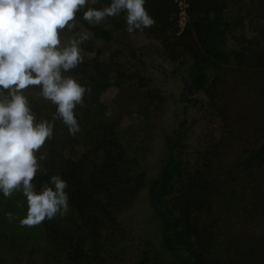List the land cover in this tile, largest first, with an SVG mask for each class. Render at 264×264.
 <instances>
[{
  "label": "trees",
  "instance_id": "trees-1",
  "mask_svg": "<svg viewBox=\"0 0 264 264\" xmlns=\"http://www.w3.org/2000/svg\"><path fill=\"white\" fill-rule=\"evenodd\" d=\"M249 1L255 6L252 0ZM110 2L97 0L93 7L99 9L109 6ZM183 4L186 5V26L181 30L179 19ZM88 7L86 5L77 13L76 27L67 30L68 38L77 36L81 30L88 31L90 37L81 45L82 49L91 53L96 41H102L103 51L111 60H101L98 51L94 58L72 70L73 76L91 90L82 106L89 114L80 120H93L85 125H91V130L82 132L83 135L87 133L86 139L92 141L93 148L87 150L79 162L65 158L57 162L59 174L69 185L65 191L69 193L70 214L67 216L70 219L66 223L72 225L77 219L81 225L76 232L67 230V225L59 230L55 225L43 227L47 241H54L53 244L71 262H82L91 257L94 260L101 255L103 225L116 222L110 208L117 205L118 196L127 199L131 188L134 192L137 187H145L146 179L136 172L122 141L123 133L114 124L99 118L103 113L97 108L99 95L111 87L132 84L143 91L152 87L153 90L145 93L147 103L143 111L151 126L154 115L161 123L168 106L166 91L161 87L163 79L155 83L154 78L147 75L144 59L133 51L132 62L123 65L120 60L124 50L114 51V45L123 46L118 40L130 36L126 31V13L106 17L100 24H89L82 19L83 11ZM145 8L155 19V24L142 31L162 58L163 74L178 81L183 92L180 100H184L181 117L177 118L173 133L166 137V162L148 191L149 204L160 219L163 246L169 254V259L160 258L157 264H264V236L248 238L241 229L264 216V143L247 151L238 163L237 171L222 172L221 168H215L209 151L197 149L199 152L190 157L187 141L190 108H196V113L200 114L224 109L218 100L221 93L217 90L224 67L233 66L240 75L260 84L258 87L264 95V26L252 29L255 36L247 39L243 21L239 19V34L235 35V22L227 13L229 7L225 0H146ZM190 94H196L195 98H189ZM27 98L35 117H39L42 103ZM52 106L55 112L56 106ZM239 172L244 176L240 181L249 199L239 197L237 205L235 188L238 186L235 187V183L239 180ZM50 175L44 172L36 175L33 180L36 191L47 183ZM218 209L224 214L239 210V237L230 238L227 245L214 231L216 220L212 215ZM59 222H56L57 226ZM89 252H93L92 256H88ZM55 257L57 261L58 255ZM136 264L154 263L149 254L143 252Z\"/></svg>",
  "mask_w": 264,
  "mask_h": 264
},
{
  "label": "rangeland",
  "instance_id": "rangeland-1",
  "mask_svg": "<svg viewBox=\"0 0 264 264\" xmlns=\"http://www.w3.org/2000/svg\"><path fill=\"white\" fill-rule=\"evenodd\" d=\"M225 1L229 7L227 13L235 22L233 24V28H236L235 35L239 34V19L243 21L242 26L247 39L255 36L252 29L264 26V2L261 0H252L255 6L250 4L249 0ZM88 6L93 7V4ZM248 23L251 25L246 26ZM67 30H61L62 43L69 40ZM86 32L88 33V31ZM88 34L90 37V33ZM118 42H122L123 46L114 45V51L118 48L124 50V56L120 60L121 64L129 65L132 62L131 53L136 51L135 54L141 56L146 62L147 75L152 76L155 83L163 79L161 87L164 88L167 95V111L161 119V123H158L154 115L152 126L147 122L146 116H143L147 103L145 93L153 90L152 87L144 91L139 89V86L132 84L122 88L111 87L99 95L100 102L97 108H99V112L103 111L99 118H102L106 123L114 124L115 128L123 133L121 134L122 141L128 150L129 158L136 166V172L144 175L145 187L142 189L137 187L134 192L131 188L132 192L128 195L129 197L127 196V199L124 196H118L117 205L110 208L116 222L114 224L108 222L103 225L101 255L94 260H92L93 257L83 259L82 262L79 260L71 262L66 255L60 252L56 244H53L54 241L48 242L45 238L46 232L43 227L55 225L57 230L63 226L65 228L67 220L70 219L67 216L70 214V210L64 215L57 214L52 220L46 219L34 227H21L19 220L27 213L25 197L20 191H14L7 198L0 195L1 264H57L60 262H62L61 264H136L142 258L143 252L149 254L154 264H157L160 258L169 259V254L165 252L163 246L160 219L149 204L148 191L151 183L159 178L161 169L166 162L168 154L166 137L173 133L177 118L181 117L184 100L181 101L180 96L183 92L178 81H174L173 76L170 78L168 74H163L162 58L157 55L156 48L149 42L147 34L137 30ZM132 47L135 50H132ZM98 51L101 53V60H111L109 54L103 51L102 41H96L93 52L87 53L83 49V62L94 58ZM72 72L71 70L64 75L73 76ZM220 78L221 83H218L220 87L217 90L221 96L218 100L221 101V106H224V109L217 112L207 110L206 114L196 113V108L188 110L189 154L192 157L199 150L209 151L215 168H221L222 172L237 171V165L247 151L264 143V95L258 87L260 84H254L256 83L254 80L240 75L233 66L224 67ZM39 91V86H29L23 90V93L29 99L40 100V103L44 104L43 107L40 104L41 115L36 118L37 121L51 120L54 113L52 103L43 100L38 95ZM195 96L196 94H190L189 98L193 99ZM79 107L81 109H76L75 112L79 114L77 119L82 129L81 133L73 137L69 135L67 128L62 123L58 124L57 122L54 124L53 139L46 141L37 153L38 157L41 154L45 157L39 161L41 168L46 170L44 173L59 174L58 161L65 158L79 162L80 157L87 150L93 148L90 145L92 141L86 139L87 133L84 135L82 133L86 129L91 130V125H85L93 120L91 118H89L90 121L86 119L87 122L80 120L89 113L82 106ZM39 173L42 172H38L37 175ZM237 175L239 180L235 183V187L238 186L235 188L237 192L235 201L239 205V197H244L247 200L249 194L244 192L245 189H242L243 184L240 179L244 178L243 174L239 172ZM244 193L245 195H243ZM6 213H12L15 219L9 220ZM212 216L216 220L214 231L222 243L225 242L227 245V240L239 237V210L238 212L227 211L224 214L222 210L218 209ZM58 221H60V225L57 226L56 222ZM80 225L81 221L75 219L72 225H67L66 229L76 232ZM241 229L246 232L244 236L248 238L264 236V216L254 221L253 225L242 226ZM78 234L79 232H77ZM92 253L89 252L88 256H92ZM55 255H58L57 261Z\"/></svg>",
  "mask_w": 264,
  "mask_h": 264
},
{
  "label": "clouds",
  "instance_id": "clouds-1",
  "mask_svg": "<svg viewBox=\"0 0 264 264\" xmlns=\"http://www.w3.org/2000/svg\"><path fill=\"white\" fill-rule=\"evenodd\" d=\"M97 0H0V195L20 191L26 199L21 227H34L69 210V185L60 174L49 177L39 191L33 180L46 172L37 153L53 139L59 120L75 137L82 129L75 110L91 90L74 76L64 75L83 62L82 47L89 34L81 32L62 43L61 30L71 31L77 13ZM146 0H111L109 6L88 7L82 19L100 24L106 17L126 13V31L150 28L155 19ZM39 86L38 95L55 105L51 120H36L23 90ZM9 220L15 219L6 213Z\"/></svg>",
  "mask_w": 264,
  "mask_h": 264
},
{
  "label": "built area",
  "instance_id": "built-area-1",
  "mask_svg": "<svg viewBox=\"0 0 264 264\" xmlns=\"http://www.w3.org/2000/svg\"><path fill=\"white\" fill-rule=\"evenodd\" d=\"M181 8L183 9L181 14H180V19H179V27H181V30L186 26V5H181Z\"/></svg>",
  "mask_w": 264,
  "mask_h": 264
}]
</instances>
